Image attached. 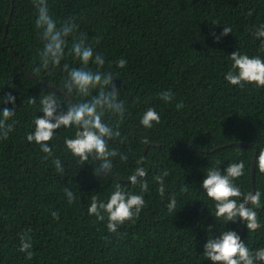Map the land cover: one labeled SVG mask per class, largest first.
I'll return each mask as SVG.
<instances>
[{
  "label": "trees",
  "instance_id": "trees-1",
  "mask_svg": "<svg viewBox=\"0 0 264 264\" xmlns=\"http://www.w3.org/2000/svg\"><path fill=\"white\" fill-rule=\"evenodd\" d=\"M48 2L58 21L76 18L78 31L88 34L94 51L104 55V70L116 76L129 114L121 124L125 142L114 146L129 159L116 158L114 174L98 176V161L80 165L66 150L64 137L73 136L75 129L62 128L51 142L65 169L60 175L51 160H43L39 146L26 140L36 116L44 115L40 96L59 89L66 74L62 67L33 71L42 42L32 0H0V101L11 93L17 110L14 131L0 139V264H212L203 255L204 245L208 235L226 229L237 231L253 250L264 247V195L255 209L260 227L248 232L242 221H217L214 202L202 189L208 167L224 171L243 160L245 175L235 183L244 193L252 191L253 183L264 193V174L255 166L254 180L252 176L253 162L264 149V88H240L224 78L233 52L264 58L254 36L264 24V0ZM224 26L232 33L216 42L212 33L219 35ZM122 57L127 60L123 69L115 64ZM64 62L81 66L72 57ZM167 90L175 93L171 103L157 96ZM57 96L68 102L59 92ZM29 97L36 103L29 104ZM181 102L184 107L177 110ZM5 107L13 105L0 103V110ZM147 107L161 116L152 129L140 125ZM145 137L148 145L141 142ZM138 161L148 171L147 207L138 220L122 225L119 234L110 233L107 220L88 215L91 196L105 200L117 183L139 193V185L128 182ZM164 169L171 174L161 198L153 178ZM184 183L187 193L180 191ZM64 187L75 192V204H68ZM169 193L177 197L176 213H168ZM51 211L59 212V220ZM28 229L34 253L30 260L19 251V236Z\"/></svg>",
  "mask_w": 264,
  "mask_h": 264
},
{
  "label": "clouds",
  "instance_id": "clouds-1",
  "mask_svg": "<svg viewBox=\"0 0 264 264\" xmlns=\"http://www.w3.org/2000/svg\"><path fill=\"white\" fill-rule=\"evenodd\" d=\"M36 9L37 18L35 28L42 42L39 50V65L33 69L35 73L41 70H50L62 67L66 74L59 89H52L40 96L39 112L43 116H36L33 130L27 133L26 140L39 146L44 153L43 160H51L57 173L65 174L61 160L56 156L51 142L56 138L60 129H75L73 136H65L63 143L67 151L79 159L80 165L85 163L96 164V175L110 177L114 174V161L119 158L127 161L128 155L122 153L115 142H125L121 132V124L125 121L128 113L126 101L121 99V90L114 83L117 79L112 71H105L106 60L103 54L95 52L89 44V36L79 32V25L75 17L58 21L52 14L48 0H32ZM217 25L216 23H213ZM232 33L230 26H224L223 31L217 35L212 33L216 42L222 37ZM254 36L260 40L261 50L264 51V24L255 31ZM67 57H72L80 63V67H71L65 63ZM232 61L230 70L225 74V80L232 86L244 88L246 84H254L264 88V58L260 55L250 56L241 51L229 55ZM118 68H125L127 60L120 58L115 62ZM95 67H92V66ZM59 90V91H57ZM64 96L67 103L62 102L58 96ZM62 93V94H61ZM79 97L73 101L72 96ZM159 99L165 103H171L175 93L171 90L157 93ZM136 103H139L137 97ZM0 103H11L13 108L0 110V139H8L9 134L14 131L16 97L11 93L3 96ZM29 104H35L36 98L29 97ZM66 106V111L64 110ZM183 103H177V110L183 109ZM161 123V116L154 107H147L140 118V125L145 129H152ZM148 145L147 137L141 141ZM128 177L131 185H139V193L123 189L117 183L110 194L101 200L98 195H92L88 215L94 216L97 221L107 220L106 227L110 233H118V229L128 221L135 222L140 217L142 210L147 207L144 193L149 191V183L146 179L148 171L139 166ZM258 171L264 174V149L259 150L255 159ZM168 169H164L153 179L158 185L157 192L161 198L165 197L167 191L166 178L170 175ZM245 175V162H233L228 164L224 171L219 166L208 167L202 183V189L209 200L214 202V216L217 221L222 220L229 224L242 221L248 232H254L259 227L258 214L255 209L261 205L264 193L259 190L242 192L235 183L236 180ZM180 191L188 192V186L184 183ZM63 192L67 197L69 205L75 204L77 196L69 187H64ZM166 205L168 213H176L177 197L168 194ZM51 216L59 220V212L51 211ZM208 231H212L211 228ZM213 232V231H212ZM19 251L26 254L27 259H32L33 241L31 229L19 236ZM204 257L212 264H264V247L251 249L240 234L231 229H226L216 235L209 236L204 245Z\"/></svg>",
  "mask_w": 264,
  "mask_h": 264
},
{
  "label": "water",
  "instance_id": "water-1",
  "mask_svg": "<svg viewBox=\"0 0 264 264\" xmlns=\"http://www.w3.org/2000/svg\"><path fill=\"white\" fill-rule=\"evenodd\" d=\"M254 175H255V162H253V166H252V176H253V180H254ZM252 191H255L254 183L252 184ZM240 229L242 230V232H244V229H243L242 226H240Z\"/></svg>",
  "mask_w": 264,
  "mask_h": 264
}]
</instances>
